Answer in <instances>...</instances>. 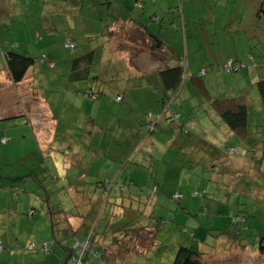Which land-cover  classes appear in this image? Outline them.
I'll return each instance as SVG.
<instances>
[{
    "label": "rangeland",
    "instance_id": "374dc122",
    "mask_svg": "<svg viewBox=\"0 0 264 264\" xmlns=\"http://www.w3.org/2000/svg\"><path fill=\"white\" fill-rule=\"evenodd\" d=\"M12 1L13 3H10V0L0 1V10L4 13L0 18V52L12 49V51L25 53L24 47L27 46L30 50L27 53L31 56L35 57L38 55L40 57L39 54L43 51L48 53V51L42 50V46H40L42 39L49 36L48 33L45 34L44 29L50 28L44 26L46 23L55 22L57 24L56 32L58 31L59 33L54 38H51V40L53 43H56V48L59 45L61 46L60 56L62 58L66 56V59L69 60L73 56L85 54L87 49H85L86 46L83 40L79 39L76 42V48L73 51L65 47V42L68 39L67 34L69 33H67L68 31L63 25L73 20V13L70 15V12L75 9L73 5L75 0H52L44 6L42 4L43 0ZM211 1L192 0L185 3L184 0H174L173 5L168 7V9H162L163 12H166L167 19L164 21V27L160 28L158 23H150L149 18L151 15H149L150 10L148 9L152 6L148 0L143 1L142 6L146 5V10L142 12L141 16L143 22L148 24L150 34L159 35L164 42H167L169 45L172 44L173 49L182 52V57L186 58L185 61L190 63L191 67H199L201 57H212L214 55L213 48L209 45L206 38V30L209 27L225 26L226 20L230 16L229 12L234 9L233 12L237 13L239 8L244 10L248 0H229L227 5L229 9L228 13L226 11L224 13L226 17L223 15L224 10L219 7L212 8L210 6ZM250 1L255 3V0ZM28 2L31 3L30 6L26 4ZM260 2L262 3L263 0H260ZM82 3H78L77 10H80V7L82 10ZM166 6L163 7L165 8ZM83 10L85 11L86 7ZM249 12L244 15L243 22L248 27H263L260 33H264V17L256 18L255 15L253 17L254 22L252 23L251 16L253 15H251L252 12L251 14ZM93 14L95 16V13ZM100 15L99 17H101ZM223 16L225 18L224 23H222ZM59 24L62 27H59ZM232 24L236 25L235 23ZM185 30H187L186 35L197 34L196 39L203 44V51L196 52V42L191 41V39H184L182 31ZM73 32H76L75 29ZM78 33L82 34V31H78ZM183 33L185 35V32ZM221 34V43L226 44L227 38L222 31ZM69 37L72 36L69 35ZM17 45H20V47L18 48ZM184 48L188 50L186 56L183 55ZM223 49H225V52H230V48L227 46L223 47ZM100 50V48L97 49L96 59L100 56ZM252 51L257 52L256 47ZM39 57L37 58L39 59ZM38 59L36 61H40ZM45 63V71L51 73L46 80L39 81L37 85L52 91L53 87L50 85L53 84L50 83L56 79L53 77L54 72L50 70L49 66L50 64H54L55 66V61L47 57ZM222 64L211 65L204 70L206 71V76L203 77V84L210 94L214 97L233 96L235 94L233 91L238 90V86H235V84L239 83L241 85V83H245V90L251 92L250 94L253 96L252 92L254 88L250 84L252 79L246 78L245 72H243L246 69L228 74L220 71ZM36 66L37 63L31 67L28 73L29 76L36 74L38 70ZM70 66L71 61L61 64L63 70L70 69ZM188 72L190 76H195L201 71H191L188 69ZM109 82L116 84L117 81L110 77ZM27 84V81L21 82L19 88H15V94L19 95L22 91L28 90L29 85L27 86ZM45 84L48 85L45 87ZM187 85L189 90L186 88ZM151 90L154 91V88ZM55 97V94L47 96L48 103L53 111L57 110L56 106H54L56 104V101H54ZM157 97L160 100V92ZM137 98L133 97L135 100H138ZM15 102L13 94L7 91L5 86L0 85V113L3 112L2 116H6L4 114L6 112L13 114L15 110L21 109V104H15ZM251 102L249 121L260 127H249L254 140L253 142L249 141L250 138L248 143L262 148L264 146V127H261V123L258 122L260 119L257 115L258 104L255 102L254 96ZM204 104L205 98L197 94L196 87L191 81L187 80L180 91V97H178L177 102L172 104L168 110L170 114L174 112L180 115L178 119L179 124L184 125L185 129L192 135H203L206 141L218 138L217 141H214L215 146L220 148L224 154L219 163L213 161V166H211V158L205 152H201L197 157H191L192 155L190 154L182 156L179 146L171 145V139L174 134L178 133V130H168L171 122L167 120L163 124L158 125V130L152 134L147 133L146 125H144L141 128V136L144 133L143 137L137 138L135 143L127 148L126 159H124V162L118 163L116 167H110L104 161V155L108 156L106 152L108 148L106 146L101 145L100 151L92 154L94 150L93 146L91 145L88 148L78 133L72 135L71 139H68L63 131L58 130L57 138H55L56 144L48 143L45 145L36 142L34 135L37 132V128L35 127L36 121L32 120L26 113L23 117L20 116L19 118L0 121V225H4L5 227L7 222L13 221L15 218L8 214L14 212L17 216L16 219H22L19 224L14 223L15 226L17 224L20 227L18 232L21 235V240L25 242L31 239L23 249L34 253L42 252L46 255L47 253L44 250H29L28 246L30 243H46L48 245L52 243L48 228L51 222L47 212L48 208L59 205V208L64 213L77 217L80 208L71 206L72 201H68L71 195L69 190L74 188L77 190L76 192L82 193L83 187H85L87 188V192L85 191L84 193L85 196H88L91 188L94 189L97 182L101 183L103 181H109L107 185H109L108 193L110 192V195L113 194L115 197L119 196L118 193H120L123 197L122 199L127 198L125 195H128V193L121 192L124 188L121 184H125L123 181L126 180L127 176L121 172L119 174L120 182L115 176L120 170L121 165L126 164L125 160L129 161L131 159L129 164L132 166L139 165L138 168H134V171H137L140 175L136 173L132 178H129L130 181L135 182L134 190H136V198L129 196L130 200L125 202V204L129 205L131 200L136 201V208L133 209L139 213V220L136 221L135 225L137 223V226L146 224L151 219V216L153 218L160 217L164 221L163 228L158 233L156 239L158 244L156 245L155 242L154 245L156 246H153L152 250L154 253L156 248H158L157 258L148 255L147 264H171L179 244H187L186 246L191 250L202 253L203 264H264V253L259 250V247H253L255 241H258L259 238H264V200L256 201L259 196H262L264 199V192L260 190L264 189V154H257L256 150H253L251 153V165L253 166H250L248 165L250 164L249 161L243 160L244 164L242 165V159L237 158L240 157L241 153L237 156L225 152L226 148H232L229 145L232 142H228V140H224V137H222L223 132L217 124L220 122L218 118L200 108L205 107L203 106ZM139 105L143 106L142 104ZM127 109L143 113L139 116V119H142L144 112H147L144 106L143 109L140 106H131L127 107ZM112 116L111 118L113 119L114 117ZM154 118L155 116L151 117L152 120ZM27 119L31 122L27 123L25 121ZM61 120L65 123L64 117ZM82 123L83 120L80 124L82 125ZM80 124L78 127L82 128ZM77 132L80 133V130H77ZM3 139L5 141L1 142ZM114 139L117 138L114 137ZM109 152L111 153V151ZM92 156H96L94 162L91 161ZM57 158H59L58 161ZM230 161H234L235 164H241L238 166L240 171L236 175H230V171L226 170V166L230 165ZM24 164H28L30 170ZM252 168L258 172L253 171ZM60 173L62 175H59ZM26 174L32 175V177L25 178L24 175ZM34 176L36 180H34ZM230 176L232 177L229 178ZM20 177L25 178L24 182H21ZM156 182L159 183L160 187H158ZM127 183L130 182L128 181ZM247 184H250V188H248L250 189V193L253 189L255 191L251 196L255 199L254 201L245 198ZM79 187L82 188L78 189ZM126 189L127 186H125L124 190ZM227 197L231 207H219V213L221 210L224 213L222 215L218 212L216 213L217 205L225 204ZM235 197H239V207L235 206ZM103 209L99 215L101 217L100 224H96L98 232L106 229V227L104 228L105 225H102V223L106 222V218L108 221L114 220L113 216L107 213L110 206H107L106 213ZM230 210L237 213L239 219L244 220V222H241V220L239 222L238 218H236L238 221L237 228H243V230L241 237L237 238L239 240L235 246L231 244L235 241H232L234 240L232 239L233 234L229 232L232 224L231 220L235 218V213L229 215ZM56 217L60 221V214L55 215V219ZM28 218H30V221L35 222L39 219L43 220L44 225L46 224L47 226L46 236H42V233L39 231L41 229L40 226L35 231L36 235L29 237L26 233L25 222L23 220ZM126 220L125 218L122 221L123 224L128 223ZM30 224H33V222H30ZM39 225L41 224L37 222V226ZM7 227H10V232L15 228L11 225ZM96 234L97 231L94 235ZM192 234L194 238H191ZM96 237L97 235L94 238L95 240ZM43 240H47L49 243ZM223 240L226 241L224 242ZM137 241L140 246L139 251L143 254L144 244L147 243L146 235L141 234L140 239H137ZM1 244L2 241H0V254L3 250V245ZM242 248H245V250H241ZM63 254L55 246L50 253L55 261H59L60 259V264L66 256ZM89 260L91 262L92 257L88 258ZM137 260H142V258L136 257ZM97 264L99 263L97 262ZM141 264H145V259L143 262L141 261Z\"/></svg>",
    "mask_w": 264,
    "mask_h": 264
},
{
    "label": "crops",
    "instance_id": "0c3cea01",
    "mask_svg": "<svg viewBox=\"0 0 264 264\" xmlns=\"http://www.w3.org/2000/svg\"><path fill=\"white\" fill-rule=\"evenodd\" d=\"M0 1L3 2L5 0ZM49 1L51 2L52 0H43V6L46 3H49ZM143 1L144 0L74 1L73 5L75 9L74 11L70 12V15L71 13H73V20H71V22L69 23H65L63 27L67 29V33H69H66L67 37L72 43L75 44V48L76 42H78L80 39L84 41V44L86 46L85 49L87 50L85 51V53H94V57L91 61L85 80L71 81L72 65L70 66V69L67 68L66 70H63V67H61L62 63H66L69 61H71L72 64L73 58L79 57L81 55L73 56L69 60L66 59V56L65 58H62V56H60L61 46L59 45L56 48V43H53V41L51 40V38H54L59 33L58 31L56 32L57 24L55 22L46 23L44 26L50 28L44 29L46 32L45 34L48 33L49 36L42 39V43L40 44V46H42V50H46L48 51V53H45L43 51L39 54L40 57L38 55L35 56L36 60L38 59L37 57H39L38 60H40H35L33 64L35 65V63H37L36 67L38 70L36 71V74H34V76H29L28 73L31 69L29 68L23 80L24 82L27 81V86L29 85V89L24 90V92L22 91L19 95L15 94V88H19L21 82L16 85L12 84L9 81L7 72L5 70L3 55L8 50L0 52V85L5 86L7 88V91L13 94V99L16 100L15 104H21V109L15 110L13 114L6 112L4 113L6 114V116H2L3 112L0 113V121L15 119L19 118L20 116L23 117L26 113L29 117H31L32 120L36 121L35 127L37 128V132H35L34 134L36 142L45 145L48 143L56 144L55 138H57L56 136L58 130L63 131L68 139H71L72 135L78 133L80 138L84 140L83 143H85L88 148L91 147V145L93 146L94 150L92 149V154L99 152L101 145L106 146V148H108V150H106L108 156L104 155V161H106V165H109L110 167H116L118 163L124 162V159H126L125 155L127 148H129L130 145H133L137 138L143 137L144 133L141 136V128H143L144 125H147L148 122H153L154 126L158 128V126L156 125H161L166 121L165 118L160 117L159 121H157L155 125L156 117L160 115V112H162L163 108H165L166 106L162 104V101L168 104L172 96V91L165 88L163 82L159 79V72L161 70L166 67H172L173 65H175V63L181 62L183 60L186 72L187 74H189L188 69H190L191 71H204L206 67L217 64L220 65L227 59L247 61L248 55H252V62H248L247 68H244L246 69V71L243 72H245L244 75L246 76V78L252 79L250 84L254 88L252 94H254L253 96L255 97V102H257L258 104L257 115L260 118L258 122L261 123V127H264L263 106L260 94L257 89V83L260 81H264V33H260V30L263 27H248V25L243 22V17L245 14H248V11H250V14L252 12L251 15H253L251 16L252 23L254 22L253 17L255 15L256 18L263 16L257 15L260 10L264 9V0L262 3L260 2V0H255V3L248 0L244 10L239 8L237 13L233 12L234 9L229 12L230 16L226 20L225 26L221 25V27H209L206 30V38L208 39L209 45H211V47L213 48L214 55L212 57H201V60H199V67H191L190 63H187L185 61L186 58L182 57V52L173 49L172 44L169 45L167 42H164L159 35L150 34L148 24L143 22V18L141 16L142 12H145L146 10V5L142 6ZM148 1L152 6L148 9L150 10L149 15H151V17L149 18L150 23H158L159 28L164 27L163 25L165 19H167V14L166 12H163L162 9H168V7L173 5L174 0ZM191 1L192 0H184L185 3ZM10 3H13V1L10 0ZM78 3L83 4L82 10L81 7L80 10L76 9V7L78 8ZM228 3L229 0H212L210 2V6L212 8L219 7L220 9L224 10L223 15L226 17L224 13L225 11L226 13H228ZM26 4L28 6L31 5L30 2ZM163 6L166 7L164 8ZM84 7H86L85 11L83 10ZM93 13H95V16ZM3 14L4 13H2L0 10V18L3 16ZM99 15L101 17H99ZM224 16L222 19V23H224L225 21ZM232 23H235L236 25ZM59 27H62V25L59 24ZM78 28H80V30H78ZM74 29L76 32H73ZM78 31H82V34L78 33ZM221 31L227 38L226 44L221 43ZM183 32H185V35ZM186 32L187 30L182 31L184 39H191V41L196 42V52L203 51V44L198 39H196L197 34L194 33L193 35H186ZM69 35L72 37H69ZM150 36L157 37L161 40V47H163L162 50L156 51L153 48ZM225 46L230 48V52H225V49H223V47ZM17 47L19 48L20 45H17ZM254 47H256L257 52L252 51ZM24 48L26 50L24 54L29 55L27 53V51L30 52L29 48L27 46ZM99 48L101 49L100 56L98 57V59H96V52ZM160 54H162V56L159 59L158 56ZM186 54H188V50L184 48L183 55L186 56ZM47 57L55 61V66L54 64L52 66H49L51 68L50 70L54 72L53 77L56 79L52 83H50L53 84L50 85L53 87L52 91H49L46 88L37 85L39 81L46 80L48 78V75L51 73L45 71V62L47 61ZM204 76H206V71ZM110 77H112V79L114 78L115 81H117L116 84H112L111 82H109ZM46 85L48 84H45V87ZM235 86H238V90L233 91L235 94H233V96L224 97H245V101L248 105V136L244 138L237 137V135L234 132H231L219 119L218 120L220 122L217 124L223 132L222 137H224V140L232 142L230 144L228 143L230 146H232V148H226L225 152L229 153V150L232 149V155L238 156V154L241 153L240 157L237 158L242 159V165L244 164L243 160H247L250 163L248 165L253 166L251 165L252 151L256 150L257 154H264V146H262L261 148L259 146H253L251 145V143H248V140L250 138L251 139L249 141L253 142L254 140L253 134L250 132L249 127L260 126L249 121V111L251 109L252 103L251 99H253V96L250 94L251 92H247L245 90V83H241V85L237 83L235 84ZM152 88H154V91L151 90ZM186 88L189 90L188 85L186 86ZM159 92L161 94L160 100L157 97ZM206 93L210 98H219L212 96L207 89ZM54 94L56 96L54 98V101H56V104L54 105L57 109L55 110L56 112L53 111L52 107L49 105L47 98L48 95L53 96ZM107 94L109 95L107 96ZM116 97H121V100L119 102L115 101ZM133 97H138V100L133 99ZM178 97H180V92L177 98L170 103L169 107L177 102ZM202 97L205 98V104L203 105L205 107L200 108H203V111H207L210 114L215 115V112L208 109V98L205 97V95H203ZM139 104H142L145 108V111H147L144 112V116L142 117V119H139V116L143 113H139V111H134L132 109H127V107L131 106H140L143 109V106ZM8 115L12 116L9 117ZM111 115H113V119L111 118ZM71 116L73 119L72 121ZM152 116H155L153 120L151 119ZM63 117L65 123H63V121L61 120L63 119ZM82 120L83 123L81 125L80 122H82ZM25 121L27 123L31 122L29 119ZM79 124L82 126V128L78 127ZM178 124L179 122L173 125L170 124L168 130H178L177 132H179V126L182 124H179V126H177ZM77 130H80V133L77 132ZM114 137L117 139H114ZM217 139L218 138H212L210 140L214 143V141H217ZM105 140L106 142H104ZM180 140L181 137H176V135L174 134L171 139V145L179 146L182 156H187L189 154L198 156L201 152H205V150L210 149L203 145L202 149L199 151H195V153L194 150H191L190 147L186 146L185 144H180ZM215 150L213 152L214 158L216 159L217 163H219L224 153L220 148H215ZM109 151H111V153ZM58 160L59 158H57V161ZM95 160L96 156H92L91 161L94 162ZM130 160L131 159H129V161ZM129 161L125 160L126 164H122L120 170L116 173L117 175L115 174V178L118 179L119 182V174H121V172H123L127 176V178H125V181H129L131 184L129 189H126L127 191L124 190V188L122 189V191L118 190L123 193L128 192V195H125L127 198L122 199L123 197L120 193H118L119 196L114 197L113 194L110 195L109 192L107 197L103 199V189L98 186H95L94 189L91 188L88 196H85L84 192H87V188L85 187H83L82 193L76 192L77 190L71 188L69 190V192H71L70 200L68 201H72V207L80 208L78 216L76 217L66 214V217L62 215H60L59 217L60 224L58 227L59 233H57V237L60 238L63 236V233L61 232L62 229L68 231L67 235H72V233L75 232L77 233V237H82L87 233L90 226H93L97 223L100 224L99 222L101 221V217L99 215L101 214L102 209L105 207V209L103 210L106 213L107 206H110V209L107 213H110L113 216L111 217L114 218V220L108 221V219L106 218V222L102 223L103 226L105 225L104 228L106 227V229L100 232H98V226L95 227L97 230L95 248L97 250H103L106 253L108 264H141V261L143 262L144 259L145 264H147L148 255L155 258H157L158 255V248H156V253L152 252L153 248L158 244L156 240L158 235H155L154 238H151L148 233V226L151 225L150 223L154 224L152 221L153 217L151 216V219L149 220L150 223L148 221L144 225L137 226L138 223L137 225L135 224L136 221L139 220V213L133 209L136 208V201L131 200L129 202V205H127V203L125 204V202L130 200L129 196H134V198H136V190H134L135 182H133L132 180L130 181L129 178H132L133 175L137 173V171H134V168L139 167V165H130ZM28 164L24 165L27 167ZM237 164H235L234 161H230V165L228 167L226 166V170L228 169V171H230L231 173L230 175H236L240 171L238 166L241 164ZM28 169L30 170L29 166ZM253 171L255 170L253 169ZM137 174L140 175V173ZM59 175L62 174L60 173ZM24 177L31 178L32 175L29 176V174H26L24 175ZM231 177L232 176H230L229 178ZM24 179L21 180V182H24ZM34 180H36L35 176ZM107 182L109 181H106V183ZM119 182L117 183L120 184ZM156 184L158 185V187H160L159 183L156 182ZM81 188L82 187H79L78 189ZM248 188H250V184H247V190H245V198L247 200L249 199L251 201H254L255 199L251 196L255 193V191L253 189L250 193V189ZM260 190L264 192V189ZM130 192L132 193L130 194ZM262 200H264L263 197L259 196L258 200L256 201ZM239 202V197H235V206L239 207ZM229 203L230 201L227 197L225 204L217 205L216 213H219V207H231ZM232 211L233 210H230L229 215H233L235 213ZM222 213H224L223 210H221L219 214L222 215ZM236 214L237 213H235V215ZM8 215L12 216L15 219L13 221L7 222L5 224V227L4 225H0V241H2L1 245H3V250L0 254V258H2L0 260V264H60V259L59 261H55V259L51 257L50 254L45 255L42 252L34 253L25 251L23 248L27 245L26 243L28 241H31V239L25 242L22 241L21 235L18 232V229H20V227L17 226V224L16 226L14 225V223L19 224L22 219H16L17 216L14 212H10ZM107 216L109 217V215ZM122 217L123 220H125L126 218V221L131 225L126 226V223L123 224ZM23 220L25 222L24 224L26 227V233L29 235V237L35 236V231H37L40 226L41 229L39 231L42 233V236H46L47 226L46 224L44 225L43 220L37 219L38 224H41L39 226H37V222L30 221V218ZM30 222H33V224H30ZM116 223L118 224L116 225ZM10 225L12 227H15L11 232L9 231L10 227H7ZM48 228L53 240V236L55 234L53 235L51 223H49ZM138 228H143L144 230H141L137 234L135 230ZM141 234H144L147 237V243L144 244L145 247L143 254H141V252L139 251L140 246L139 242L137 241V239H140ZM43 241L48 242L47 240ZM223 241L225 242L226 240ZM155 242L156 245H154ZM231 244L235 246L236 241ZM241 250H245V248H242ZM66 257L67 255L64 259L61 257L63 259V262L61 261L62 263L65 262ZM136 257L142 258V260L136 261ZM88 262H90V260L88 261L87 259L86 264H88ZM90 264H97V262L95 261V259H92Z\"/></svg>",
    "mask_w": 264,
    "mask_h": 264
},
{
    "label": "trees",
    "instance_id": "16d2710c",
    "mask_svg": "<svg viewBox=\"0 0 264 264\" xmlns=\"http://www.w3.org/2000/svg\"><path fill=\"white\" fill-rule=\"evenodd\" d=\"M177 11V10H174ZM264 17V9L260 10L258 12L257 16ZM151 41H152V46L153 48L158 51L162 50V42L159 38L150 36ZM162 54L158 56L160 59ZM4 63H5V70L8 75V79L12 84H18L22 82L25 78V75L29 68H31L36 60L35 57L29 56L24 53H20L17 51H12L8 50L7 52L4 53ZM94 53L93 52H88L85 53L79 57H75L72 60V71H71V81H79V80H85L86 76L88 74V69L90 67L91 61L93 60ZM251 57V58H250ZM228 60V59H227ZM232 62H237V63H244L245 67L247 68L248 62H252L253 58L252 55H248V60L247 61H240V60H233L229 59ZM243 68V69H244ZM242 70V69H241ZM240 71V70H239ZM202 72V71H201ZM201 72L197 76H189L187 74L184 62H177L175 65L172 67H166L163 70L159 72V79L163 82V85L165 88L169 89L172 91V96L170 102L165 103L162 101V104L166 105L165 108H163V111L160 112V115L155 120V125L157 121H159V118H165L167 121H170V124H176L179 122V120H173L170 113H169V106L170 103L175 100L180 92V90L183 88L185 85V82L191 81L193 85L196 87L197 94L199 95H205V97L208 98L209 102L208 104V109L211 111L215 112V117H217L231 132H234L237 137L239 138H244L248 136L247 133V125H248V105L245 101L244 96H237V97H232V98H226V97H219V98H210L207 93L206 89L203 84V76L201 75ZM238 72V71H236ZM235 72H230L228 74H232ZM205 74V71H204ZM257 89L261 97V102L263 106V112H264V81H260L257 83ZM212 113V112H211ZM179 119V118H178ZM264 121V118H263ZM158 126V125H156ZM179 126V124L177 125ZM156 128L154 126L153 122H148L146 125V131L148 134H152L156 131ZM178 129V128H177ZM158 130V129H157ZM192 134L185 129V126L180 125L179 126V132L176 134V137H181L180 144H185L186 146L190 147L191 150L199 151L202 149V146H206L207 148H210L209 150H205V153L209 155V157L212 160L211 166H213V161H216L214 158V150L217 148L213 142L206 141L205 136L203 135H192ZM216 151V150H215ZM196 153V152H195ZM196 155V154H195ZM192 155L191 157H193ZM197 157V156H195ZM194 157V158H195ZM193 161H195L193 159ZM20 180H23L24 177H20ZM125 184H121L122 186H127V190L130 187V183H127L125 180L123 181ZM96 186L100 187L103 189V199H105L108 195V188L109 185H107L106 182L102 183H96ZM128 193V192H127ZM101 196V197H102ZM50 220H51V229L53 231V240L52 243L49 245V250H44L47 254H50L53 250V247H57L62 254L64 253L67 255L65 262L62 264H70L74 258H79L81 264H85L88 258L92 257V259H95L99 264H108L107 260V255L103 250H97L95 248V242L96 240L94 239L95 236L94 233L97 231L96 230V224L93 226H90L89 230L85 235L82 237H77V233H72V235H67V230L62 229L61 232L63 233L62 237H57V233H59V224L60 222L57 220V217L55 219V215L60 214L64 217L67 213H64L62 209L59 208V205L57 207L53 208H48L47 210ZM68 215V214H67ZM241 215V214H240ZM238 214H236L234 219L231 220V228L230 231L233 234L232 241H238V237H241V232L243 228H237V217ZM243 216V215H242ZM244 218V217H242ZM239 222H244L243 219H239ZM152 221L154 224L150 223L151 225L148 226L149 230L148 233L151 238H154V236L158 235V233L162 230L164 221L162 218H152ZM131 224L128 223L126 226H130ZM144 230L142 229H136L135 232L137 234L141 231ZM194 238L193 234L191 238ZM88 239L89 245L87 248L81 252L77 249L74 248V243L76 241H82ZM70 243V245H69ZM264 238H259L258 241H255L253 243L254 248H258L259 250L264 253ZM187 244H179L177 246V251L174 256V260L171 264H203L202 262V253L198 251H193L191 250ZM63 254V255H64Z\"/></svg>",
    "mask_w": 264,
    "mask_h": 264
},
{
    "label": "built area",
    "instance_id": "2783aa9c",
    "mask_svg": "<svg viewBox=\"0 0 264 264\" xmlns=\"http://www.w3.org/2000/svg\"><path fill=\"white\" fill-rule=\"evenodd\" d=\"M65 46L67 48H70L71 50H73L75 48V44L72 43L69 39L66 40ZM50 66H52V64H50ZM244 67H245L244 63H237V62L234 63L228 59V60H225L223 62V64L220 67V71L225 72V73H230V72L239 71V70L243 69ZM201 75H204V71L201 72ZM120 100H121V97L115 98V101H117V102H119ZM170 115H171L172 119L175 121L178 120V118H179V115L175 114L174 112H172ZM4 141L5 140H2V142H4ZM232 152H233V150L230 149L229 153H232ZM88 245H89V241H88V239H85L82 241H76L74 243V248L79 250L82 254ZM28 248H29V250H36L37 249V251H42V250L48 251L50 247L46 243H39V244L30 243ZM70 264H81L80 257L74 258Z\"/></svg>",
    "mask_w": 264,
    "mask_h": 264
}]
</instances>
